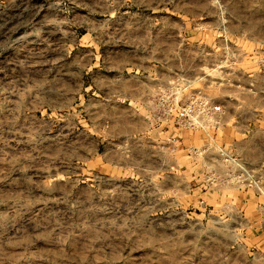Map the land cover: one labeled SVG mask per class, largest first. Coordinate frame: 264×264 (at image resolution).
<instances>
[{"label": "rangeland", "instance_id": "obj_1", "mask_svg": "<svg viewBox=\"0 0 264 264\" xmlns=\"http://www.w3.org/2000/svg\"><path fill=\"white\" fill-rule=\"evenodd\" d=\"M0 264H264V0H0Z\"/></svg>", "mask_w": 264, "mask_h": 264}]
</instances>
